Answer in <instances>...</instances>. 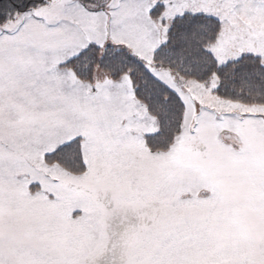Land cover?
Wrapping results in <instances>:
<instances>
[{"label": "snow or ice", "instance_id": "snow-or-ice-1", "mask_svg": "<svg viewBox=\"0 0 264 264\" xmlns=\"http://www.w3.org/2000/svg\"><path fill=\"white\" fill-rule=\"evenodd\" d=\"M0 264H264V0H0Z\"/></svg>", "mask_w": 264, "mask_h": 264}]
</instances>
